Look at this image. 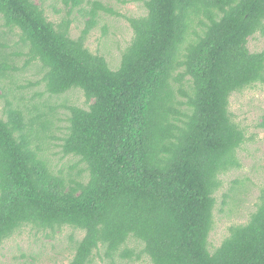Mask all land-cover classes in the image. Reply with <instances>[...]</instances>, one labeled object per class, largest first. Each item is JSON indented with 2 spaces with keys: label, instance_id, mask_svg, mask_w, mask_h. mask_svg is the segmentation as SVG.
<instances>
[{
  "label": "trees",
  "instance_id": "1",
  "mask_svg": "<svg viewBox=\"0 0 264 264\" xmlns=\"http://www.w3.org/2000/svg\"><path fill=\"white\" fill-rule=\"evenodd\" d=\"M63 2L55 23L36 0H0V249L25 228H70L83 237L70 238L69 264H264V185L248 221L210 242L223 178L253 139L230 100L264 86V49H249L264 37V0H145L138 18ZM75 12L87 18L77 39ZM101 12L133 31L116 70L87 47ZM34 67L41 78L19 86ZM39 86L35 98L17 91ZM77 91L87 109L63 98ZM59 154L75 164L59 169ZM247 181L226 197L240 202Z\"/></svg>",
  "mask_w": 264,
  "mask_h": 264
},
{
  "label": "rangeland",
  "instance_id": "2",
  "mask_svg": "<svg viewBox=\"0 0 264 264\" xmlns=\"http://www.w3.org/2000/svg\"><path fill=\"white\" fill-rule=\"evenodd\" d=\"M88 1H98L105 6L107 5L124 17L138 18L147 13L144 7L145 0H85L84 6L86 8ZM36 2L46 11L49 20L55 23H58L66 15L67 8L63 0H36ZM57 10L60 13H57ZM124 17L101 12L98 25L87 40V47L93 53L104 56L113 70H116L120 65L122 52L133 37V31ZM71 18L75 19L71 27V36L77 39L85 27L87 18L80 16L77 12L73 13ZM2 24L0 21V26ZM0 32L8 31L1 29ZM255 37L256 39L252 38L250 40L249 49L252 52H260L264 49V37L260 35ZM9 38L13 44L18 41L17 35H9ZM16 61L18 66L21 67L23 65L22 59H17ZM37 71L38 67H34L31 70L18 73L19 86L27 87L29 82L36 83L41 78ZM17 91L18 94L23 95L26 99L35 98L38 92H44V86L17 89ZM63 98H66L70 105L87 109L85 97L79 91L66 94ZM54 101L58 102L59 105L62 102L57 99H54ZM54 101L52 102L53 104ZM5 104V100L1 99L0 111L3 110ZM60 111L61 115L64 116V111L61 108ZM230 111L235 116L236 123L246 128L247 135H252L253 139L239 150L241 169L224 176V188L216 195L215 224L210 238V242L214 247L219 246L228 235L227 230L231 225L244 224L248 221L250 213L254 210L259 189L264 185V130L258 128L264 116V86H257L242 93L234 94L230 100ZM62 124L67 125L66 122ZM52 157L59 169L67 170L68 165L73 166L76 162L75 159L69 160V158L61 160L62 154ZM236 179L241 181L248 180L246 184L250 189L248 194H242L237 197L240 202H235L230 198L232 196L229 192L232 187L230 183ZM226 195L230 197H226ZM224 201L227 202V205ZM72 236L75 239H81L83 234L70 228H65L60 233L47 237L31 227L25 228L15 237L8 240L0 249V264H69L73 257V246L70 240ZM92 264L108 263L95 257ZM119 264L149 263L145 259L134 263L122 261Z\"/></svg>",
  "mask_w": 264,
  "mask_h": 264
}]
</instances>
